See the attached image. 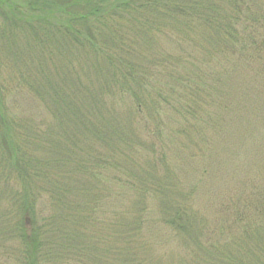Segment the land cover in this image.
Masks as SVG:
<instances>
[{"label": "trees", "instance_id": "trees-1", "mask_svg": "<svg viewBox=\"0 0 264 264\" xmlns=\"http://www.w3.org/2000/svg\"><path fill=\"white\" fill-rule=\"evenodd\" d=\"M252 95L264 0H0V264H264V176L210 194L165 144L210 151Z\"/></svg>", "mask_w": 264, "mask_h": 264}, {"label": "rangeland", "instance_id": "rangeland-1", "mask_svg": "<svg viewBox=\"0 0 264 264\" xmlns=\"http://www.w3.org/2000/svg\"><path fill=\"white\" fill-rule=\"evenodd\" d=\"M161 41L166 44L163 49L173 51V44L165 40ZM11 66L13 68L15 67L14 65ZM8 68L10 69V66H8ZM11 72L14 73L15 69H12ZM23 72L26 73L27 69L24 68ZM28 72L27 73L31 76L33 71ZM11 75L12 74L8 75L9 78H11ZM11 82L12 81L9 83ZM26 96L27 94H25V97ZM258 97L252 95L245 100L241 99L240 101H242L245 107L244 110L238 112L235 109L231 115L227 114L224 117L225 120L224 118L222 119L224 120V130L222 127L220 134L213 138V148L210 151H202L197 145L198 141L195 145L194 140L187 137L176 138V140L165 142L166 145H170V151L167 154L168 160L171 161L174 167L182 168L181 172L183 175L180 173V176L175 170L179 181L183 179L187 182H195L201 179L202 169L207 168L209 173L208 176L204 178L206 189L210 188V194L215 195L217 192V195H219L223 191L225 193L228 188L231 189L236 185V183H233V180H236V182L241 180H254L260 175V177L264 176V97ZM236 99L238 100V98ZM22 100L24 103L23 105L25 106L24 109L27 110V112H24L26 114L22 117L18 114V118H32L38 120V127L40 129L56 127L53 124L51 112L47 108L40 105L37 101L36 103L38 106L30 103L28 99H26V103L24 99ZM123 103L125 105H118L120 115H117V117L119 120L126 118L123 108H125L128 103L131 104V100L126 97L123 99ZM228 120L232 121L231 127H228L227 125ZM166 121L169 120L166 119ZM175 126L176 125L173 126L174 129L176 128ZM32 150H39L44 153V148H34ZM33 154L35 155L34 152ZM135 157L138 159L141 158L139 155H135ZM142 160H145V158L142 157L140 161ZM77 161V159H68L67 167L65 169L67 172L65 178H71L74 181H79V179L81 180L85 178L84 174L76 168ZM56 173L58 177L61 176L59 170H57ZM133 197L134 196L127 198L122 197V199L116 200L111 195L109 196L107 206L114 209L116 208V206H114L116 203L125 202L128 204V201ZM1 206L7 207V201L6 203L2 202ZM41 206L44 210L48 211L49 207L47 201H43ZM11 245L15 247L16 243H12ZM158 250L160 249L158 248ZM171 250L178 251L177 246L173 244ZM6 264H12V261H6Z\"/></svg>", "mask_w": 264, "mask_h": 264}]
</instances>
